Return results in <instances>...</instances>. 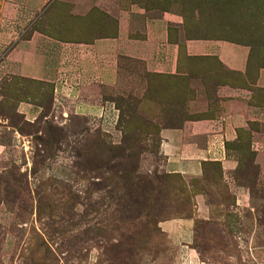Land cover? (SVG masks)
Segmentation results:
<instances>
[{"label":"rangeland","instance_id":"rangeland-1","mask_svg":"<svg viewBox=\"0 0 264 264\" xmlns=\"http://www.w3.org/2000/svg\"><path fill=\"white\" fill-rule=\"evenodd\" d=\"M118 6L125 23L132 19L126 25L132 31L165 19L169 41L180 47L190 40L250 47L248 72L234 75L214 57L181 51L180 75H157L122 57L119 90L107 97L120 112L106 121L54 117L47 90L19 77L2 79L1 116L26 143L24 159L11 154L2 163L0 264H182L181 251L160 228L179 218L194 222L190 247L202 264H264V175L253 164L249 133L227 145L238 161L227 178L212 162L200 177L169 173L159 149L161 126L192 117L191 84L200 89L195 117L201 118L212 116L220 85L260 95L248 83L264 66V0H105L103 9L81 15L55 0L36 25L80 39L84 29L92 36L116 23ZM24 98L42 106L43 121L17 119L15 107ZM11 136L2 131L0 141ZM234 188L247 190L248 198L237 199Z\"/></svg>","mask_w":264,"mask_h":264},{"label":"crops","instance_id":"crops-1","mask_svg":"<svg viewBox=\"0 0 264 264\" xmlns=\"http://www.w3.org/2000/svg\"><path fill=\"white\" fill-rule=\"evenodd\" d=\"M60 1L75 15L93 8L103 9L105 5V0ZM54 2L0 0V82L5 77L15 76L51 85L54 117L74 115L90 121L114 120L118 110L107 97L119 90L122 57L140 61L148 73L180 75L179 58L183 51L192 58L214 57L226 70L242 76L246 73L249 47L209 40H190L180 47L169 41L165 19L148 20L142 30L132 31L126 28L132 19L125 23L119 6L112 16L116 20V31L112 34L92 33L91 36L86 33L78 41L59 40L36 30L38 17ZM194 86L190 85L193 93L188 113L192 117L181 119L177 127L160 129L159 149L165 158L166 170L172 174L200 177L204 163L216 162L227 178L238 167V161L230 156L226 145L236 142L243 131L249 133L254 164L264 175V69L258 71L253 85L260 90L259 96L246 87L218 86L217 107L208 118L195 117L201 113V95L199 87ZM1 100L0 96V103ZM16 110L29 123L38 120L42 112L28 101L19 102ZM2 131H11L12 136L9 142L0 141V174L2 163L8 161L11 154L24 159L26 143L0 119V136ZM233 191L237 199L248 198L243 188ZM201 197L196 196V204L203 213ZM193 223L190 219L160 223L170 245L181 251L182 264H202L190 247Z\"/></svg>","mask_w":264,"mask_h":264},{"label":"trees","instance_id":"trees-1","mask_svg":"<svg viewBox=\"0 0 264 264\" xmlns=\"http://www.w3.org/2000/svg\"><path fill=\"white\" fill-rule=\"evenodd\" d=\"M37 24V23H36ZM114 27V28H113ZM36 30H39V31H44V30H42L41 28H38L37 27V25H36ZM116 31V23H114L113 21H112V24H111V26L108 28V29H106L105 31H104V33L102 32V33H100V32H98L97 31V35H99V36H101V35H110V34H112V31ZM46 34H48V35H50V36H55V38H57V39H59V40H67V39H69V40H74V41H78V40H81V39H79V38H76V37H74L73 38V32L71 33V35L69 36V37H58V34L56 35H53L54 33H51V32H46V31H44ZM82 36H83V34H86V33H89L88 32V30H86V29H84V30H82ZM116 33V32H115ZM114 33V34H115ZM232 43V42H231ZM239 45V44H238ZM240 45H242V44H240ZM243 46H246V45H243ZM246 47H248V46H246ZM249 49H250V47H249ZM251 54H252V51H251V49H250V54H249V57H248V62H247V68H246V73H245V75L243 76V77H245L246 76V74H247V72H248V68H249V63H250V59H251ZM215 60L217 61V63H219V65H221L222 66V64L215 58ZM223 67V66H222ZM226 69V68H225ZM260 69H264V66L263 67H260L258 70H257V72H256V74H255V78H254V81H253V83L251 84V85H254V83H255V79H256V75H257V73H258V71L260 70ZM228 71V70H227ZM230 72V71H229ZM230 73H234V72H230ZM157 75H161V74H157ZM234 75H239V76H242V75H240V74H237V73H234ZM10 77V76H9ZM13 77H15V76H13ZM20 78V77H19ZM21 79H24V78H21ZM26 80V79H25ZM27 80H29V79H27ZM29 82H31V83H33V84H37L39 87H40V89L41 90H47L48 91V93H49V102H48V107H49V113L52 111V108H51V102H52V93H53V90H52V86L51 85H48V84H44V83H42V82H38V81H34V80H30ZM1 83V82H0ZM248 84H250V83H248ZM0 96L2 97V100H1V103H0V119L2 120V121H4V119L2 118V104H3V101H4V97H3V95L2 94H0ZM29 98H24V99H21V100H19L18 102H17V104L19 103V102H21V101H28V102H31L32 104H34V105H36V106H38L39 108H42V106H40L39 104H37V103H34L33 101H30V100H28ZM113 103V102H112ZM17 104H16V107H17ZM16 107H15V114H16V117H17V119L18 120H20L21 122H24V123H26L27 121H25L24 120V118L17 112V110H16ZM115 109L116 110H118L119 112H120V110H119V108L116 106L115 107ZM42 110V109H41ZM44 118H46V116H44V115H42V112H41V116L38 118V120H36L34 123H31V124H35V123H37L38 121H43L44 120ZM181 119H183V118H181ZM181 119H177V120H175V121H173V120H168V123L166 124V125H163V126H161V128H165V127H172V128H174V127H177V126H179V123L181 122L180 120ZM27 123H29V122H27ZM160 128V129H161ZM13 129V128H12ZM160 129H159V132H160ZM13 130H15L16 132H18V130H16L15 128L13 129ZM18 134H20L21 136H22V134L20 133V132H18ZM235 143V142H234ZM232 144V143H231ZM228 145V144H227ZM227 145H226V147H227ZM212 163H216V162H212ZM218 164V163H217ZM253 164H254V161H253ZM219 165V164H218ZM203 166H204V164H203ZM220 166V165H219ZM257 167V166H256ZM257 169H258V167H257ZM179 219H190L191 220V218H179Z\"/></svg>","mask_w":264,"mask_h":264}]
</instances>
